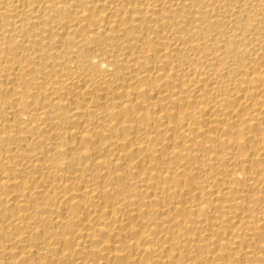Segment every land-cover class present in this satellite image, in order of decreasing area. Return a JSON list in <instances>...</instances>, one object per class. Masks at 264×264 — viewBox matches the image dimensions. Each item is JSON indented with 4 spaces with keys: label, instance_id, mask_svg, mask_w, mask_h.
<instances>
[{
    "label": "bare ground",
    "instance_id": "6f19581e",
    "mask_svg": "<svg viewBox=\"0 0 264 264\" xmlns=\"http://www.w3.org/2000/svg\"><path fill=\"white\" fill-rule=\"evenodd\" d=\"M0 264H264V0H0Z\"/></svg>",
    "mask_w": 264,
    "mask_h": 264
}]
</instances>
